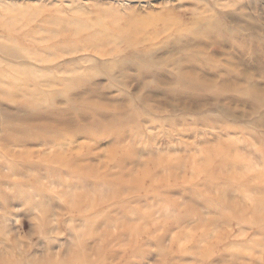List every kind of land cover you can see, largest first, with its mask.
Wrapping results in <instances>:
<instances>
[{"label":"rangeland","instance_id":"obj_1","mask_svg":"<svg viewBox=\"0 0 264 264\" xmlns=\"http://www.w3.org/2000/svg\"><path fill=\"white\" fill-rule=\"evenodd\" d=\"M144 22L142 34L133 42L121 36ZM212 26L235 31V36H228L229 42L253 47L260 41L264 47V0H0V134L6 129L27 130V124L21 121L24 115L50 106L45 100L38 106L29 105L32 97L26 96L21 87L22 78L28 77L40 82L41 87H36L38 97L54 95L63 109L81 103H68L66 93L84 99L92 93L94 101L110 107L132 106L131 98L148 96L151 106L168 113L174 111L160 106L152 78L147 77L149 88L140 90L131 72L123 91L119 79H112L100 69L129 55L144 56L149 61V54L165 57L169 47L186 34L185 29ZM68 81H77L79 87L67 89ZM13 82L21 89L13 90ZM29 84L33 88V82ZM92 115L85 113L86 117ZM205 115L173 112L170 119L185 124L172 134L168 133L169 125L161 127L167 119L155 115L144 124L142 133L125 137L120 148L134 147L140 162L158 153L174 159L188 157L190 161L203 149L216 147L218 141L234 140L239 152L264 173V157L258 159L252 154L260 146L262 131L248 128L246 122L230 121L211 127L202 123ZM90 123L81 124L85 127ZM231 127L236 132L227 135ZM60 133L57 150L77 153L86 146L98 167L117 150L116 137L102 127L86 138L67 133L64 128ZM4 147L15 156L6 159L0 153V262L264 264V242L249 249L262 240L257 229L237 219L222 218V213L230 211L228 202H247L232 184H207L204 175L196 178L188 167L178 182L160 185L162 176L167 175L162 171L152 177V182H146L147 187L155 184L154 189L131 184L130 189L120 191L124 200L117 203L110 199L109 189L98 191V183L92 178L74 188L71 186L78 179L66 174L49 178L47 168L33 154L43 151L48 156L49 147ZM32 154L29 158L39 162L37 169H30L29 159H24ZM5 162L17 163L18 168L10 170L4 167ZM132 171L127 175L129 179L138 174L139 165H134ZM223 195L226 205L217 208L216 202ZM68 198L72 200L68 202ZM210 246L214 256L203 262L202 251Z\"/></svg>","mask_w":264,"mask_h":264},{"label":"bare ground","instance_id":"obj_2","mask_svg":"<svg viewBox=\"0 0 264 264\" xmlns=\"http://www.w3.org/2000/svg\"><path fill=\"white\" fill-rule=\"evenodd\" d=\"M145 23L147 22L141 23V28L136 26L122 32L121 36L133 42L134 38L142 34ZM185 32L183 38L169 47L165 57L159 58L154 54H149V61L146 57L143 58L144 56L129 55L124 59L116 60L111 66L103 65L100 69L101 73L112 79H119L123 91L128 87L126 81L131 76V72L137 77L140 90L149 88L147 77L152 78L157 84L155 92L159 97L157 98L158 103L161 107H171L174 111L171 110L168 113L156 106H151L148 103L151 98L148 96L131 98L132 106L121 104L110 107L111 105L94 101L92 93L86 99L78 97L75 93H66L65 99L68 103L75 101L81 103L80 106L63 109L59 107L54 95L48 98H40L36 95L37 85L41 87L37 78H22L24 84L21 87L25 95L32 97L28 104L38 106L42 104V100H45L50 102V106L48 109L42 108L40 111L24 115L21 121L27 124V130H3L0 134V153L2 152V157L6 159L15 156L4 147L10 144L49 147L46 148V150H51L48 156L43 151L33 153L38 155V161L47 168L49 178L66 174L78 179L76 181L79 182L74 183L72 188L85 184L88 179L92 178L98 183L97 190L109 189L110 199H114L117 203L124 200L121 199L120 191L130 189L131 184L145 190L146 188L154 189L155 184L147 187L146 182H152L154 179L152 177L163 171L162 173L166 172L167 175L162 176L160 185H171L179 181L183 169L192 168L194 176L197 178L204 175L207 184L218 186L232 184L235 189L242 191L244 198L247 199L244 204L228 202L226 205L227 200L223 195L217 200L216 206L222 208L226 205L230 210L228 213H222L224 220L237 219L244 226L257 229L262 240L254 242L249 247L253 250L264 242V194L261 193L264 189V173L257 171L254 166L257 164L239 152L234 140L218 141L216 147L203 149L199 157L190 160L191 163L188 157L174 159L160 153L140 162L136 158L134 147L122 150L119 145L122 140L126 139L125 137H134L142 133L144 124L155 119V115L167 119L161 123V127L169 125L168 133L172 134L174 129L177 130L176 127L185 124L183 121L170 119L173 112L180 111L181 113L208 115L204 116L202 123L209 124L211 127H217L230 121L246 122L248 128L262 131L258 137L260 146L253 150L252 154L258 159L264 157V47L262 42H254L253 47L244 42H229L227 41L228 36L231 38L236 32L220 29L217 26L208 29H185ZM219 37L226 40H221ZM214 48L218 50L214 51ZM31 82H33V88L30 87ZM66 83L67 89L79 87L77 81ZM11 87L13 90L21 89L15 82ZM88 112L93 113L92 117L85 116ZM37 121L44 122L38 124ZM88 121L91 122L88 126H82V122L87 123ZM100 127L116 137L115 144L117 145V150L101 167L93 164L89 148L86 146H82L77 153L56 149L61 128L74 136H85L86 138L93 136ZM235 132L236 129L231 127L226 133L231 135ZM33 154L27 158L24 156V159H29L27 166L30 169H37L39 162L30 161ZM134 165H139L140 171L137 175L132 174L133 177L129 179L127 175L133 172ZM4 167L16 171L18 164L5 162ZM114 168L120 169L119 172L114 173L112 171ZM108 170L112 171L113 176L108 174ZM122 175L126 177L123 178ZM253 192L261 194V197L254 196ZM72 198H68V202ZM207 202L213 203L211 200ZM125 230H127L126 227ZM201 256L203 262H209L214 256L212 246L205 248ZM0 264L21 263L2 261Z\"/></svg>","mask_w":264,"mask_h":264}]
</instances>
